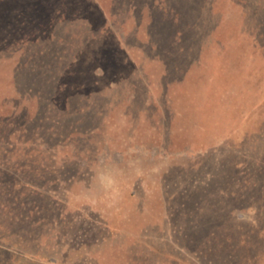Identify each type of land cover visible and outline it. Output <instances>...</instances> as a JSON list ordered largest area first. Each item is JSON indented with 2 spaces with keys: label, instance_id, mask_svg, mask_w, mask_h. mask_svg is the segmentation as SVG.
Masks as SVG:
<instances>
[{
  "label": "rangeland",
  "instance_id": "obj_1",
  "mask_svg": "<svg viewBox=\"0 0 264 264\" xmlns=\"http://www.w3.org/2000/svg\"><path fill=\"white\" fill-rule=\"evenodd\" d=\"M0 264H264V0H0Z\"/></svg>",
  "mask_w": 264,
  "mask_h": 264
}]
</instances>
